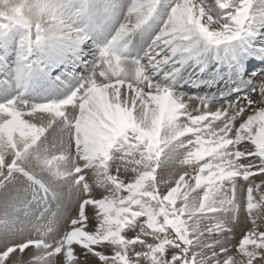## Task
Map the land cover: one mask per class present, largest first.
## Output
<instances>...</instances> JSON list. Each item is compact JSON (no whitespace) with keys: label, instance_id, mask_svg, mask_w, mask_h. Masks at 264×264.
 <instances>
[{"label":"snow or ice","instance_id":"snow-or-ice-1","mask_svg":"<svg viewBox=\"0 0 264 264\" xmlns=\"http://www.w3.org/2000/svg\"><path fill=\"white\" fill-rule=\"evenodd\" d=\"M0 264H264V0H0Z\"/></svg>","mask_w":264,"mask_h":264},{"label":"bare ground","instance_id":"bare-ground-1","mask_svg":"<svg viewBox=\"0 0 264 264\" xmlns=\"http://www.w3.org/2000/svg\"><path fill=\"white\" fill-rule=\"evenodd\" d=\"M218 87H223V85L220 84V85H218ZM199 91L201 92V94H203V92H206V91H215V89L202 88Z\"/></svg>","mask_w":264,"mask_h":264},{"label":"rangeland","instance_id":"rangeland-1","mask_svg":"<svg viewBox=\"0 0 264 264\" xmlns=\"http://www.w3.org/2000/svg\"><path fill=\"white\" fill-rule=\"evenodd\" d=\"M51 206H52L53 210H55L56 203H55V202H53Z\"/></svg>","mask_w":264,"mask_h":264}]
</instances>
